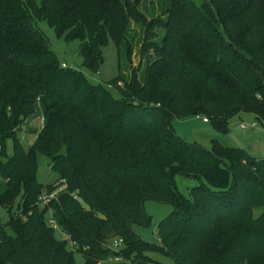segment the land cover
Segmentation results:
<instances>
[{"label":"trees","instance_id":"obj_1","mask_svg":"<svg viewBox=\"0 0 264 264\" xmlns=\"http://www.w3.org/2000/svg\"><path fill=\"white\" fill-rule=\"evenodd\" d=\"M140 1L0 0V205L12 230L0 226V264H75L72 251L82 264H158L146 251L160 248L174 264H264V156L213 139L206 149L171 123L199 114L224 130L249 112L264 129V0H154L160 13L149 17ZM35 19L78 39L92 71L109 37L117 74L93 84L61 65ZM131 22L142 26L135 65ZM36 115L24 147L17 132ZM38 154L64 182L45 205L36 197L54 186L37 180ZM175 174L198 180L189 196ZM145 199L172 205L157 223L159 244L133 229L149 223ZM113 236L116 250L104 244Z\"/></svg>","mask_w":264,"mask_h":264},{"label":"rangeland","instance_id":"obj_2","mask_svg":"<svg viewBox=\"0 0 264 264\" xmlns=\"http://www.w3.org/2000/svg\"><path fill=\"white\" fill-rule=\"evenodd\" d=\"M197 4H201L204 0H194ZM142 10H147V16L158 15L160 13L159 5L153 0V3H149V0H141L139 4ZM35 25L47 38L50 48L54 51L57 58L64 65L71 66L79 70L86 80L90 83L105 84L106 81L114 77L117 72V58L116 51L113 42L109 37L106 38V42L101 46L102 61L99 64L97 70L92 71L86 68L82 64V58L78 51L79 41L76 38L65 40L63 36L56 35L51 26H49L43 19H35ZM133 30V52L131 54V62L133 65L137 64L139 60L138 47L141 42L142 26L134 22L130 23ZM158 36L155 40L159 39L162 30L160 28L155 29ZM124 72L123 69H121ZM110 93L114 97H118V93L110 89ZM38 118L34 116L28 118L22 125L23 130L19 129L17 136L21 144L26 147L32 138L31 128L37 129ZM250 123L256 122V126H246L239 128L240 122ZM174 132L188 142H195L202 147L211 150V140H215L223 146H236L244 148L249 154L254 156H264V129L262 124L253 117L252 113L240 112L232 115L227 120V128L220 130L214 128L209 120L203 119L201 116L195 114L186 115L184 117L173 118L171 120ZM13 138L8 136L3 141V150L6 155L12 152ZM36 178L41 183L51 182L52 186L57 187L60 185V180L57 178V174L52 170L48 164L47 158L43 154H38L36 157ZM173 182L178 191L184 195L189 196V188L198 183V180L194 177L175 174L173 175ZM143 210L149 215L150 220L147 225L133 224L134 231L138 236L147 242L159 244L160 237L157 234L158 221L169 214L172 210V205L167 202H161L153 199H145L143 201ZM263 208L257 207L252 209L251 217L257 216ZM7 212L3 206L0 205V226L7 234H12V230L6 224ZM60 231H54L55 235L59 238H63L64 234ZM114 237V236H113ZM110 237L104 240L105 245H109ZM69 246L67 242V247ZM163 246V245H162ZM164 251L163 248H160ZM157 249L146 251V255L155 260L158 264H174V259L167 253H164ZM75 264H82L83 258L80 252L72 251ZM118 259L122 257L117 254ZM10 264V263H5Z\"/></svg>","mask_w":264,"mask_h":264},{"label":"built area","instance_id":"obj_3","mask_svg":"<svg viewBox=\"0 0 264 264\" xmlns=\"http://www.w3.org/2000/svg\"><path fill=\"white\" fill-rule=\"evenodd\" d=\"M61 65H64V63H61ZM195 115L196 116H201L199 114H195ZM201 117L203 119H206L205 116H201ZM41 122H42V116L40 115L39 118H38V126L41 125ZM247 125L250 126V127H254V126H256V122L255 121H251L250 123L247 124V123H244V122L241 121L238 126H239V128H244ZM60 181H61L60 185L57 186V187H53L51 190L47 191L45 189H42L38 193V195L36 197L37 202H39V204H41V205H45V204H47V202L50 201L51 198L55 197L56 192L61 190L64 187L63 179H61ZM45 221H46V223L49 226H51L53 228L54 231H60L59 226L57 225L54 217L51 215V213L49 211L45 214ZM61 233L64 234L63 238L67 239L69 246L73 247L74 246V242L72 240L68 239L67 235L63 231H61ZM121 242H122V239H121L120 236H114L111 239V241H110L108 246L111 249L116 250L121 245ZM113 259H118L117 255L113 256Z\"/></svg>","mask_w":264,"mask_h":264},{"label":"crops","instance_id":"obj_4","mask_svg":"<svg viewBox=\"0 0 264 264\" xmlns=\"http://www.w3.org/2000/svg\"><path fill=\"white\" fill-rule=\"evenodd\" d=\"M31 134L33 135V133H31ZM33 136H34V135H33ZM33 136H32V138H31V140L33 139ZM31 140H30V141H31ZM30 141H29V142H30Z\"/></svg>","mask_w":264,"mask_h":264}]
</instances>
